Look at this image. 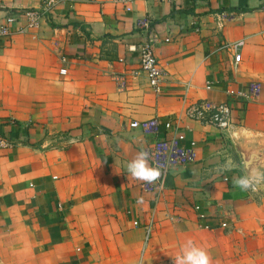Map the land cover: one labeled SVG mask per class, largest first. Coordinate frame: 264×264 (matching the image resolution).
<instances>
[{
  "label": "crops",
  "instance_id": "crops-1",
  "mask_svg": "<svg viewBox=\"0 0 264 264\" xmlns=\"http://www.w3.org/2000/svg\"><path fill=\"white\" fill-rule=\"evenodd\" d=\"M53 1L20 33L43 0H0V21L15 19L0 47V264H173L189 239L210 264H239L244 246L264 264V181L233 183L264 171V0ZM142 21L160 95L135 73ZM199 101L228 103L231 128L188 119ZM148 119L194 154L150 189L127 171L156 139L130 127Z\"/></svg>",
  "mask_w": 264,
  "mask_h": 264
},
{
  "label": "built area",
  "instance_id": "built-area-1",
  "mask_svg": "<svg viewBox=\"0 0 264 264\" xmlns=\"http://www.w3.org/2000/svg\"><path fill=\"white\" fill-rule=\"evenodd\" d=\"M95 1V0H93ZM115 4L121 5L125 10H129L133 0H112ZM171 2L173 0H159ZM56 1L43 0L42 5L35 9H26L23 11L25 16V25L19 29L18 32L25 33L38 27L40 20L45 18L56 6ZM15 19L11 16L6 17L3 21H0V47L4 38L13 35L14 31L10 29V25L13 24ZM139 28L146 32L144 40L138 45V68L136 74H143L147 85L150 90L160 95L162 93V82L164 80L165 71L159 65L156 56L154 54V44L156 42L155 36L152 34L151 24L149 21H142ZM241 45V42L232 44L230 49L236 51ZM240 59V55L234 56V61L237 63ZM252 91L258 89L257 84H251ZM229 95H235L233 90L227 91ZM185 116L188 119L199 121L206 125H212L221 131H226L233 125L231 121V107L228 103H213L209 101H199L189 104L185 108ZM132 128H139L143 133L155 135L156 139L151 145H149L144 151L149 153V163L152 167H159L161 171V177L155 183L146 184L145 188L150 189L159 183L163 182L165 175L174 167L185 165L193 160L194 154L191 148H186L180 145V142L185 140L184 136H179L174 139H163L157 136L158 123L155 119H148L145 121H133L130 124ZM166 128L170 127V123L165 124ZM194 141L189 142V147L194 146ZM4 145L3 140H0V147ZM251 193H257L259 191L258 184L255 186V190L249 189ZM222 227L226 224L222 223ZM149 231L147 232V237Z\"/></svg>",
  "mask_w": 264,
  "mask_h": 264
},
{
  "label": "clouds",
  "instance_id": "clouds-1",
  "mask_svg": "<svg viewBox=\"0 0 264 264\" xmlns=\"http://www.w3.org/2000/svg\"><path fill=\"white\" fill-rule=\"evenodd\" d=\"M149 153L140 151L136 153L134 158L127 164V171L132 178L152 184L161 176L159 167L149 165ZM245 167H249L247 164ZM264 181V171L252 169L246 176L237 177L233 183L236 187L243 191L252 189ZM173 264H210L209 254L201 247H198L189 239L181 247L173 261Z\"/></svg>",
  "mask_w": 264,
  "mask_h": 264
},
{
  "label": "rangeland",
  "instance_id": "rangeland-1",
  "mask_svg": "<svg viewBox=\"0 0 264 264\" xmlns=\"http://www.w3.org/2000/svg\"><path fill=\"white\" fill-rule=\"evenodd\" d=\"M259 192V191H258ZM257 192V193H258ZM150 237H147V234H145V237H144V244H147L148 241H149ZM249 253L247 252L245 246H244V249L239 252L237 255H235V257H232L234 262L235 263H239V264H249L252 260V256L251 255H248ZM248 255V256H247ZM261 257H259V259H262V263H264V256L263 255H260ZM140 257H136V260L133 264H140V261H138ZM165 262H167V260H164L162 261V264H164ZM156 264H161V263H156ZM258 264V262H257Z\"/></svg>",
  "mask_w": 264,
  "mask_h": 264
},
{
  "label": "water",
  "instance_id": "water-1",
  "mask_svg": "<svg viewBox=\"0 0 264 264\" xmlns=\"http://www.w3.org/2000/svg\"><path fill=\"white\" fill-rule=\"evenodd\" d=\"M259 157V159L261 160V161H264V155H260V156H258ZM244 163H245V165L247 164L249 167H247V170L251 167V166H253V163L249 160V158L247 159V157L245 156L244 157Z\"/></svg>",
  "mask_w": 264,
  "mask_h": 264
}]
</instances>
